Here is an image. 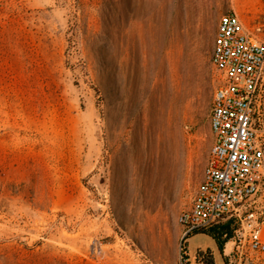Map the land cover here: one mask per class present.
Wrapping results in <instances>:
<instances>
[{"label": "rangeland", "instance_id": "rangeland-1", "mask_svg": "<svg viewBox=\"0 0 264 264\" xmlns=\"http://www.w3.org/2000/svg\"><path fill=\"white\" fill-rule=\"evenodd\" d=\"M231 12L264 33V0H0V264H233L178 222Z\"/></svg>", "mask_w": 264, "mask_h": 264}, {"label": "built area", "instance_id": "built-area-1", "mask_svg": "<svg viewBox=\"0 0 264 264\" xmlns=\"http://www.w3.org/2000/svg\"><path fill=\"white\" fill-rule=\"evenodd\" d=\"M211 62L218 73L210 113L213 136L192 203L178 216L185 235L233 218V264L264 257V33L247 29L235 12L224 14Z\"/></svg>", "mask_w": 264, "mask_h": 264}, {"label": "trees", "instance_id": "trees-1", "mask_svg": "<svg viewBox=\"0 0 264 264\" xmlns=\"http://www.w3.org/2000/svg\"><path fill=\"white\" fill-rule=\"evenodd\" d=\"M235 220H227L219 224L213 225L207 229L197 231L195 234H203L211 238L220 254L224 253L226 243L234 235V231L237 228ZM196 264H217L215 254L211 249L198 250L196 252Z\"/></svg>", "mask_w": 264, "mask_h": 264}, {"label": "crops", "instance_id": "crops-1", "mask_svg": "<svg viewBox=\"0 0 264 264\" xmlns=\"http://www.w3.org/2000/svg\"><path fill=\"white\" fill-rule=\"evenodd\" d=\"M198 235H203V234H198ZM203 236L208 237V236H206V235H203Z\"/></svg>", "mask_w": 264, "mask_h": 264}]
</instances>
